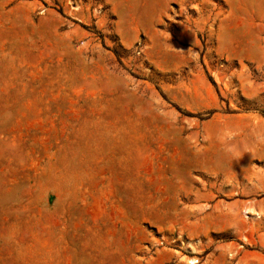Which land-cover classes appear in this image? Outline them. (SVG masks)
Listing matches in <instances>:
<instances>
[{
	"label": "rangeland",
	"instance_id": "rangeland-1",
	"mask_svg": "<svg viewBox=\"0 0 264 264\" xmlns=\"http://www.w3.org/2000/svg\"><path fill=\"white\" fill-rule=\"evenodd\" d=\"M0 264H264V0H0Z\"/></svg>",
	"mask_w": 264,
	"mask_h": 264
}]
</instances>
